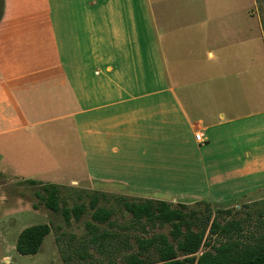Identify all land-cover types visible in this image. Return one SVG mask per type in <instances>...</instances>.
I'll return each mask as SVG.
<instances>
[{
	"label": "crops",
	"instance_id": "obj_1",
	"mask_svg": "<svg viewBox=\"0 0 264 264\" xmlns=\"http://www.w3.org/2000/svg\"><path fill=\"white\" fill-rule=\"evenodd\" d=\"M204 3L4 0L0 161L101 191L188 179L211 209L261 194L264 74L242 73L251 29ZM252 36L264 49L261 27Z\"/></svg>",
	"mask_w": 264,
	"mask_h": 264
},
{
	"label": "rangeland",
	"instance_id": "obj_2",
	"mask_svg": "<svg viewBox=\"0 0 264 264\" xmlns=\"http://www.w3.org/2000/svg\"><path fill=\"white\" fill-rule=\"evenodd\" d=\"M204 1L202 0V8H205ZM207 6L211 13L212 11L217 13L216 22L225 15L227 24H231L234 31L240 26L243 29L244 27L251 29L247 41V52L246 48L243 50L247 53L248 58L246 64L243 65L242 73L249 77L250 75L264 74V49L261 41L257 42V39L252 36V32L256 33L257 28L260 27L256 1L208 0ZM232 37L235 41L236 36L232 34ZM233 48L235 49V46ZM243 60H245V55ZM253 72L255 74L252 75ZM251 86L253 87L252 83ZM6 160L8 159L6 158ZM6 160L0 161V264H85L86 261L79 260L76 251H80V246L88 238L86 222L91 221L92 212L89 203L95 194L99 197V206L111 208L113 211L109 219L112 224H97L100 231L108 230L114 234L104 244L105 250L99 252L96 248L87 247V251L93 259L103 264H123V257L137 251L135 236L147 237L152 233H164L170 237L168 224L149 228L146 232L142 231L139 225L133 224L131 214L123 206L124 200L160 199L168 201L172 207H179L181 203H184L185 211H194L198 217L210 214L211 219L215 217L220 223L230 219H244V234L255 235L264 232V189L261 194H253L249 198L243 199L239 206L230 208V213L225 214L222 209L206 208L204 202L191 201L192 192L187 190H191L192 186L188 189V179H170L168 192L147 195L125 187H111L101 191L97 189L98 187L95 188L89 183H85L86 177L79 178V184H63L69 183L70 178L54 179L46 177V175L34 177L33 180L38 182L60 184L61 200L68 207L81 202L87 206L86 212L79 220L71 218L67 223L60 213L49 210L38 199L35 195L38 186L25 182L28 178L26 174L31 172L27 168L28 166L25 165L24 169L12 167L11 163ZM72 173L75 174V172ZM20 174H23L22 177ZM37 223H49L51 227L39 251L30 255L18 253L15 243L19 232L23 228ZM207 232L208 230L206 236ZM56 239L59 240V243ZM219 240L218 236L208 235L196 255L209 250L211 247L208 243L217 244ZM148 253L151 257H156L153 249H150ZM64 257H69L66 263L63 260Z\"/></svg>",
	"mask_w": 264,
	"mask_h": 264
},
{
	"label": "trees",
	"instance_id": "obj_3",
	"mask_svg": "<svg viewBox=\"0 0 264 264\" xmlns=\"http://www.w3.org/2000/svg\"><path fill=\"white\" fill-rule=\"evenodd\" d=\"M255 1L264 35V0ZM3 5L4 0H0V18ZM25 182L38 186L35 190L38 199L49 210L60 213L67 223L71 218L79 220L87 210L83 202L68 207L61 200L60 184L42 183L33 179ZM98 199L97 194L90 199L91 221L86 222L88 238L80 246V251H76L79 260L86 261L85 264H103L93 259L87 247L103 252L107 239L114 235L108 230L100 231L97 225L112 224L109 219L113 214L111 208L99 206ZM205 204L209 209V204ZM123 206L131 214L132 223L139 225L144 232L156 226H170V237L164 233H152L147 237L135 236L137 251L123 257V264H264V232L244 234L245 220L242 218L220 223L215 217L211 219L210 214L198 217L194 211H185L184 203L179 207H172L168 201L151 198L124 200ZM223 211L225 214L230 213V209ZM50 230L49 223H37L23 228L16 239V251L23 255L37 253ZM207 230V236L215 235L220 240L217 244L208 243L211 248L196 255L205 243ZM150 249L154 250L155 258L149 255ZM68 259L69 257L63 258L65 263Z\"/></svg>",
	"mask_w": 264,
	"mask_h": 264
},
{
	"label": "built area",
	"instance_id": "obj_4",
	"mask_svg": "<svg viewBox=\"0 0 264 264\" xmlns=\"http://www.w3.org/2000/svg\"><path fill=\"white\" fill-rule=\"evenodd\" d=\"M195 139H197L198 141L202 140V134L200 132L195 133Z\"/></svg>",
	"mask_w": 264,
	"mask_h": 264
}]
</instances>
